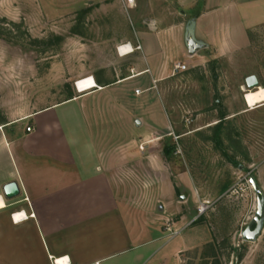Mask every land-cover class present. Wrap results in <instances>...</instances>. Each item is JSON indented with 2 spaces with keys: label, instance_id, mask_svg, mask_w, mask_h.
<instances>
[{
  "label": "crops",
  "instance_id": "obj_1",
  "mask_svg": "<svg viewBox=\"0 0 264 264\" xmlns=\"http://www.w3.org/2000/svg\"><path fill=\"white\" fill-rule=\"evenodd\" d=\"M152 1L134 0L133 5L149 16ZM197 2L178 0L175 5L182 7L177 11L159 0L156 15L150 17L158 28L137 32V43H117L121 58L138 50L123 54L120 46H141L143 62L92 67L89 76L96 83L91 90L19 118V112L1 116L0 264H55L62 257L67 258L64 264H178L179 254L212 242L207 226L195 224L202 216L188 218L197 205L189 164L179 169L177 160L179 170L173 171L163 156H146L152 146L145 140L153 131L138 118L151 117L155 126L163 123L157 104H147L159 99L151 92L155 87L147 73L154 56L169 66L184 38L186 17L193 16L195 7L200 11L186 37L192 33L221 53L246 45L247 29L264 21V0ZM229 7L237 15L242 9L237 31H227L222 23V10ZM123 131L127 134L116 139ZM131 162L140 168H131ZM147 167L154 172L149 175L152 185L147 184ZM163 177L169 178L170 187L164 188ZM13 181L21 194L8 199L4 187ZM177 211L182 212L180 218ZM165 220L181 233L167 238Z\"/></svg>",
  "mask_w": 264,
  "mask_h": 264
},
{
  "label": "rangeland",
  "instance_id": "obj_2",
  "mask_svg": "<svg viewBox=\"0 0 264 264\" xmlns=\"http://www.w3.org/2000/svg\"><path fill=\"white\" fill-rule=\"evenodd\" d=\"M174 1L178 0H166L180 11L182 6ZM158 2H151L147 16L136 4L126 5L123 0H0V118L11 112H19V118L77 93L75 82L89 76L92 67L143 62L142 50L121 58L116 45L127 40L137 43V32L158 28L150 20ZM199 11L195 7L193 16L186 17L184 38L169 66L160 65L156 56L152 59L147 76L155 87L151 92L159 99L147 104H157L163 123L155 126L151 117L138 118L153 131L145 140L152 147L145 153L163 156L173 171L189 164L197 192L189 219L199 214L201 203H209L195 224L207 226L212 242L179 254L176 263L264 264V226L254 241H246L243 235L258 206L252 178L264 197V104L249 110L245 100L247 92L264 88V21L247 29L243 47L221 53L204 47L190 54L186 34ZM241 12L237 15L235 9L223 8L227 31L239 29ZM176 61L188 69L174 74ZM250 75L258 77V88L248 89ZM95 83L89 78L79 81L78 88L86 90ZM177 160L182 165L179 169ZM131 163V168H140ZM147 168V184L152 185L149 175L154 172ZM162 183L164 188L171 185L165 177ZM175 214L180 218L182 212ZM171 223L165 220L162 227L167 238L172 237L168 224L173 231L180 229Z\"/></svg>",
  "mask_w": 264,
  "mask_h": 264
},
{
  "label": "water",
  "instance_id": "obj_3",
  "mask_svg": "<svg viewBox=\"0 0 264 264\" xmlns=\"http://www.w3.org/2000/svg\"><path fill=\"white\" fill-rule=\"evenodd\" d=\"M186 43L190 54H195L198 50L206 47L205 44L197 41L192 33H189L187 35ZM246 84L249 90L258 88L260 86L259 79L256 75L248 76L246 78ZM251 181L257 193L258 206L254 219L243 233L244 239L246 241H254L257 238V236L261 234L264 226V197L262 195V190L260 186L257 184L255 178H252ZM4 191L8 199H14L20 196L21 194V189L18 183L14 181L6 184L4 187Z\"/></svg>",
  "mask_w": 264,
  "mask_h": 264
},
{
  "label": "built area",
  "instance_id": "obj_4",
  "mask_svg": "<svg viewBox=\"0 0 264 264\" xmlns=\"http://www.w3.org/2000/svg\"><path fill=\"white\" fill-rule=\"evenodd\" d=\"M127 3H128V5H133V3H134V0H127ZM124 46V45H123ZM123 46H120L119 47V50L121 51V49H122V47ZM134 49V48H133ZM139 50V49H141V46H137L135 49H134V51L135 50ZM133 51V52H134ZM188 69V65L187 64H183V63H181V62H177V63H175V65H174V67H173V73L174 74H176L177 72H184V71H186ZM89 78H93L94 79V77L93 76H85V77H82V78H80V79H78L76 82H75V86H76V89H77V91L79 92V93H84V92H87V91H89V90H91L92 88H88L87 90H85V91H81V90H79V88H78V82L79 81H83V80H86V79H89ZM95 80V79H94ZM137 93H140V90H137ZM32 127L31 126H28L27 127V131L28 132H31L32 131ZM209 203L207 202V201H205V202H203V203H201L200 204V206H199V214H198V216L195 218V220H197L199 217H201L207 210H208V208H209V205H208ZM194 220V221H195ZM194 221H192V222H194ZM169 222V221H168ZM168 230H170V231H172V237L171 238H173V237H176L178 234H180L181 233V231H182V229H179V230H175V231H173L172 229H171V227L169 226V224H168ZM60 259H65V257H62V258H59V259H56L55 260V264H60L59 263V260ZM69 264H70V261H69ZM98 264H99V262H98Z\"/></svg>",
  "mask_w": 264,
  "mask_h": 264
},
{
  "label": "bare ground",
  "instance_id": "obj_5",
  "mask_svg": "<svg viewBox=\"0 0 264 264\" xmlns=\"http://www.w3.org/2000/svg\"><path fill=\"white\" fill-rule=\"evenodd\" d=\"M124 48L122 50L123 54H129L134 49L130 46L122 47ZM245 100L247 103V106L249 107V110H254L258 105L264 104V88L257 89L255 91L247 92L245 95ZM4 205V202L0 198V207ZM65 259H60L59 263L64 264Z\"/></svg>",
  "mask_w": 264,
  "mask_h": 264
},
{
  "label": "snow or ice",
  "instance_id": "obj_6",
  "mask_svg": "<svg viewBox=\"0 0 264 264\" xmlns=\"http://www.w3.org/2000/svg\"><path fill=\"white\" fill-rule=\"evenodd\" d=\"M21 215H23V214H21ZM67 258H65V260H66Z\"/></svg>",
  "mask_w": 264,
  "mask_h": 264
},
{
  "label": "trees",
  "instance_id": "obj_7",
  "mask_svg": "<svg viewBox=\"0 0 264 264\" xmlns=\"http://www.w3.org/2000/svg\"><path fill=\"white\" fill-rule=\"evenodd\" d=\"M211 245V244H210Z\"/></svg>",
  "mask_w": 264,
  "mask_h": 264
}]
</instances>
